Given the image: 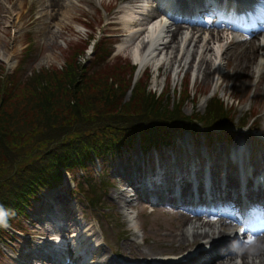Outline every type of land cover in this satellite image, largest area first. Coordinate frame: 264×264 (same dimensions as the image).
<instances>
[{
  "label": "rangeland",
  "instance_id": "rangeland-1",
  "mask_svg": "<svg viewBox=\"0 0 264 264\" xmlns=\"http://www.w3.org/2000/svg\"><path fill=\"white\" fill-rule=\"evenodd\" d=\"M21 1L22 6L19 5ZM59 1L55 16L38 18L45 4L42 0H0V94L10 82L15 84L10 99L2 101L0 96V114L14 111L12 107L21 99L23 92L20 83L27 77L45 70H60L65 67L67 61L76 60L87 68L86 74L113 73L119 79L128 78L131 81L130 89L139 81L146 84L147 92L168 94L171 103L176 104L184 100L180 106L184 116L202 115L207 120L210 119L209 116L218 117V112L211 113L212 109H207L211 98L216 97L224 102L222 104L223 109L227 110V123L226 126L216 123V126L221 127L211 129L208 121V125L197 121L193 123L196 131L181 129L173 135L170 143L161 142L143 152L140 151L137 140L134 147L123 150L122 154L110 155L105 164L106 171L99 175L97 172L102 165L95 161L93 168L97 171L94 173L96 179L84 177L81 180L83 185L90 183L88 187L100 184L101 181H113L106 195L99 189H89L90 195L99 197L96 198L95 204H91L85 196L70 195L65 187L73 188L74 182L66 176L65 187H56L40 193L37 202L32 204L28 211L29 220L18 214L17 221H20V226L17 224L16 228L20 231L3 224L2 229L7 232H2L0 237V264H41L36 256L43 253L60 258L64 256L66 259L64 258L63 264H77L76 260L53 242L52 228L55 226V219L60 220V224L66 229L64 233L61 226H57V233L63 236L73 230L70 226L75 224L74 220L84 221L100 239L103 236L106 243L103 241L100 245L104 259L100 264H106L108 259L113 264H140L146 258L156 255L165 257L173 253L193 254V257L199 258L197 263L200 264L206 259L201 253L207 250L205 241L210 240V237H202L205 236L202 234L196 235L195 239L189 236L188 240H178L181 230L192 231V224L186 222V218H180V212L184 210L166 204L165 208L176 212L168 215L164 213L166 211L162 208L163 205L139 200L128 180L140 177L141 172L151 168L158 158L160 165H165L162 174L165 176L161 182L165 178H180L182 183L191 184L190 179L194 175L199 185L206 180L205 171L208 170L210 180L218 186V192L220 184L223 181L229 182L230 178H234L236 185L228 187L235 190L238 186L236 177L239 163H231L229 160L233 149L240 150L238 158L242 159L243 170L256 172L254 177H257L259 171L264 168V93L260 76H252L253 57L247 52L241 55L244 50L241 43L226 44L222 50L227 48L223 55L225 59L220 62L222 77L218 79L214 76L208 80L198 73L200 56L194 53L196 47L191 44L186 55L182 57L181 53L178 56V62L174 64L176 66L172 65L170 60L162 59L157 65L147 63L136 76L138 64L130 53L132 44L123 43L130 30L124 25L121 10L141 3H148L147 7L150 8L154 4L152 0ZM46 22H50L49 26L45 25ZM182 30L190 32L186 27ZM263 34L264 30L255 32L254 37L260 38ZM98 40V54L102 57L110 53V57L105 61L97 60V52L93 51ZM217 44L218 42L215 45ZM176 46L175 40L174 51ZM206 55L209 56V53ZM241 57L245 58V61H242ZM115 63H118V66L123 65V68H117L115 72V69H112ZM236 68L240 69V72H237L239 77H236ZM211 74L212 72L209 73ZM244 77L247 80L239 85L238 80ZM129 92L130 90H127L125 98ZM27 107L20 103L15 117H20ZM240 143L244 145L242 148ZM175 168L179 171L178 175L172 172ZM7 172H10V166L0 163V176ZM4 214H8L7 208ZM202 219L205 220L203 217ZM213 221H217V217ZM208 229V225H205L198 230ZM223 229L224 236L231 233L230 230ZM260 234L263 235L264 231ZM137 249L142 252L141 256H137ZM144 252L149 255L144 256ZM237 252V255L233 253V262L239 264L241 261L239 251ZM193 257H190V261ZM82 261L85 263L84 259ZM43 264L49 263L45 260Z\"/></svg>",
  "mask_w": 264,
  "mask_h": 264
},
{
  "label": "trees",
  "instance_id": "trees-1",
  "mask_svg": "<svg viewBox=\"0 0 264 264\" xmlns=\"http://www.w3.org/2000/svg\"><path fill=\"white\" fill-rule=\"evenodd\" d=\"M99 45L98 40L94 52ZM96 56L105 61L110 53L101 57L97 52ZM120 67L115 63L112 69L116 72ZM86 72L82 63L73 60L60 70L27 77L20 83L23 92L14 111L0 114V163L10 166V172L0 176V237L7 232L2 229L4 223L20 230L16 228L20 226L18 214L29 220L28 211L42 191L65 187V173L74 182L73 188L65 187L68 193L85 196L95 204L99 197L90 195L89 189L106 195L113 184L83 185L84 177L96 179L95 161L102 165L99 175L106 171L110 155L122 154L137 140L143 152L161 142L170 143L181 129L196 131L193 123L197 121H208L211 129L221 127L216 123L226 126L227 110L218 98H211L207 106L211 113L218 112L209 121L202 115L184 116L180 111L184 100L171 103L168 94L147 92L145 83L138 81L130 89L128 78ZM14 86L10 82L4 87L2 101L10 99ZM20 103L28 107L16 118ZM6 208L8 214H4Z\"/></svg>",
  "mask_w": 264,
  "mask_h": 264
},
{
  "label": "bare ground",
  "instance_id": "bare-ground-1",
  "mask_svg": "<svg viewBox=\"0 0 264 264\" xmlns=\"http://www.w3.org/2000/svg\"><path fill=\"white\" fill-rule=\"evenodd\" d=\"M42 1L45 4L38 18H44L46 16L51 17L52 15L55 16V14L57 13L56 12L57 9L55 8H57V4H59L60 1L59 0H42ZM152 1L154 2V4H152V8L154 9L149 10V8L145 5V4L148 5V3H141L138 6L125 7L124 9L121 10V14L124 15V25L130 30L129 34L125 36L123 43L127 42L128 44L129 43L132 44L130 53L133 57V60L138 64L136 76L138 72L147 63H152L153 65H157L158 63L161 62L162 59H164V61L170 60L172 65L176 64L178 62L177 60L178 56L181 53H182V57L186 55V53H188L189 51L190 45L192 44L193 47H196V49H194V53L197 56L198 55L200 56L199 60L201 65L198 68V73H201L202 74L201 76L205 79L214 76H217V78L220 79L222 77V75L220 76V70H222V68H220L222 67V65H220V62L222 59H225L223 55L225 54L227 48L224 51L222 50L226 47V44L230 45L232 43H241V45L244 46V50L241 51V55L247 52L250 53L251 57H253L251 61L253 62L251 63L253 69L252 76H257V75L258 77L260 76V79H262V84H263L262 92L264 93V34L263 36H260V38L251 37L248 40H243V39L240 40L238 36L232 35V39L229 41L226 35L224 34L225 35L224 36L222 34L224 33V30L222 28L216 30L214 29L218 26L204 22H197L196 25H192L194 22L182 23L178 20V18L174 17L175 16L174 14L180 15L181 17H187V14H190L193 11H195L194 13H196L197 11L200 12L198 9L208 10V7L213 6L212 4L213 2L217 4V10H219L223 8L230 9L231 7L237 8L241 5L251 3V1L253 0H152ZM22 4L23 1L19 2L20 6H22ZM159 5L162 8L159 7ZM171 8H173L172 11H170ZM158 10H162V17L157 16ZM17 16L18 14L16 15V17ZM214 17H216V13L214 14ZM172 20H176V22ZM219 23L223 24L222 19H219ZM49 24L50 22L45 23L46 26H49ZM185 27L187 29H190V32H184L182 29ZM175 40L177 46L174 51ZM217 42L218 44L216 46L215 44ZM211 43L212 45H210ZM207 53H209V56L206 55ZM244 59L245 58H242V61H245ZM202 64H204L203 67ZM226 65L227 62H225V66ZM234 71L237 73L240 72V69L236 68ZM210 72H212L211 75H209ZM236 77H239L238 73ZM245 80H247L246 77H244L243 79H239L238 80L239 85H242ZM218 81L219 80H217V82ZM240 146L242 148V146L244 145L240 143ZM236 151L240 153V150H236ZM237 156L239 157V155ZM238 162H240L239 158H238ZM155 166L156 167L152 166L151 168L146 170L147 171L154 170L159 172L161 169L165 168V165H160V160L158 158L157 161L155 162ZM192 177L196 179L194 175H192ZM255 180L258 181V179ZM128 183L129 184L133 183V180L129 179ZM214 184H215V188L218 187L216 183ZM229 185H236L234 178L233 179L230 178L229 182L224 183L225 196L222 198H217L216 201L217 200L220 201L223 198H228L232 200L231 197L232 194L236 195L237 197L240 196L239 185L235 190H233L232 188L229 189L228 187ZM145 187L146 186H142V189L144 190ZM147 187H151V186H147ZM169 192L170 191H168V193ZM262 192H264V190L260 189L258 193L261 194ZM162 193H163L162 190L156 191L157 201H155V204L163 205L164 207L162 208H164V210L166 211L164 213L168 215L176 214V212H173L172 210L165 208L166 204L167 205L170 204V206H176V209L177 208L183 209L184 212H180V218L181 219L186 218V222L192 224V231L190 232L189 230H181V232L178 234V240H183V241L188 240L189 236H192L193 239H195L196 235L202 236V234H204L205 236L202 237H210V240L205 241V243L207 245L212 246L214 241H219V240L223 241L224 238H221L224 233L223 228L229 230V229H234L235 227L234 219L227 216L225 212L218 213L220 217H217L218 218L217 221L211 220L210 218H212V216H209L208 219L203 220L202 219L203 213H201L200 211H195L193 205H188L189 203H191V201H196L200 205H203L206 202L205 199L200 195V190L198 188L197 190L191 189V184L185 183V184H181L179 187L178 196H179V200L181 201V206L172 204L170 202L172 200H175V197L168 198L169 201L163 200ZM208 195L210 197L212 196L211 199L214 198L213 193L212 194L209 193ZM262 200H264V197H262ZM184 203H186L189 207H186L187 205L183 206ZM240 203L241 202H239V205ZM74 223L75 224L70 226V229L73 230H69L67 234L63 236L57 233L59 230V227L57 226L60 225L64 233L66 229L63 228L62 223L60 224V220L55 219V221L53 222L55 226H53L52 228V232H53L52 235L54 236L53 242L57 243L58 245H62L63 247L61 248L63 252L69 255L70 257L75 256L74 260H76L77 262H80V260L84 259L85 261H92V262L94 261L92 264H99L100 261H98L96 258H99V255L103 253L102 247L98 243V241H101V239L97 236V233L93 231L91 227H86V223L79 220L78 221L74 220ZM205 225H208L209 227L208 230H204V231L198 230L202 227H205ZM236 233L238 232L235 231L233 233L227 234L226 236H232L234 237L233 240H236L235 238ZM228 242L233 243V241H228ZM226 244H227L226 242L225 244L223 243L217 245L215 244L211 248L205 250V252H202L201 254L203 255V257L205 256L206 259L201 261L200 264H206V263L236 264L235 262H233V258H234L232 254L233 250H231L232 252L226 251L225 253H220L221 252L220 250L222 248H226ZM218 246L222 248L218 250L217 249ZM47 254L48 253L40 254L36 256V259L39 262H41V264H43L45 260L49 264L65 263L66 258L64 256L60 258V257H56L55 255L49 256ZM136 254L137 256H141L142 252L139 249H137ZM143 254L144 256L149 255L147 252H144ZM239 255L241 261V263L239 264H255V262H258V264H264V235L255 237V239L251 243H249V246L247 245V247H244L243 249L240 250ZM208 259H210L209 262ZM198 261L199 258L193 257L192 261L188 259L186 261L187 262L186 264H199L197 263ZM106 264H113V263L112 262L110 263L108 259V261H106ZM170 264H177V263H170ZM181 264L184 263L182 262Z\"/></svg>",
  "mask_w": 264,
  "mask_h": 264
}]
</instances>
